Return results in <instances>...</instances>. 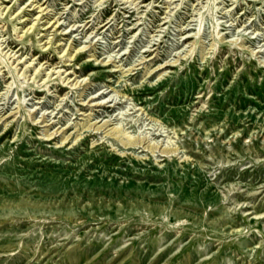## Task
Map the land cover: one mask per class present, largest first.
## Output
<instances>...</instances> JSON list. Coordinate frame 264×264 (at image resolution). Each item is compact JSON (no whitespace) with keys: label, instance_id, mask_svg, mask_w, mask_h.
Wrapping results in <instances>:
<instances>
[{"label":"rangeland","instance_id":"obj_1","mask_svg":"<svg viewBox=\"0 0 264 264\" xmlns=\"http://www.w3.org/2000/svg\"><path fill=\"white\" fill-rule=\"evenodd\" d=\"M130 3L0 0V264H264V0Z\"/></svg>","mask_w":264,"mask_h":264},{"label":"bare ground","instance_id":"obj_2","mask_svg":"<svg viewBox=\"0 0 264 264\" xmlns=\"http://www.w3.org/2000/svg\"><path fill=\"white\" fill-rule=\"evenodd\" d=\"M11 1V0H10ZM127 1V0H126ZM131 3L130 4H132L133 2H135V0H129ZM143 1V0H142ZM134 4V3H133ZM38 5V4H37ZM138 5V4H137ZM6 6V5H5ZM39 7V6H38ZM44 9H42L40 12H42ZM14 11V10H13ZM35 11V10H34ZM44 17V16H43ZM27 19V18H26ZM34 22V21H33ZM51 22V21H50ZM58 22V21H57ZM29 23V22H28ZM54 24V23H53ZM108 23H104V24H102L101 25V27H105L106 25H107ZM26 26V25H25ZM35 26H36V23L34 22V23H32L31 25H29L25 30H24V32H25V34H27L28 33V31L29 30H31V31H33L34 29H35ZM50 26H52V24L50 25ZM22 27V26H21ZM17 34H18V32H17ZM17 34H16V36H17ZM21 36V35H20ZM18 37V36H17ZM49 43V42H48ZM8 47V46H7ZM57 50V49H56ZM58 53V52H57ZM16 54V53H15ZM10 55V54H9ZM16 58V57H15ZM20 61V60H19ZM14 62V61H13ZM75 83V82H74ZM55 87V86H54ZM116 131V130H115ZM110 132V131H109ZM108 133V132H107ZM110 134V133H109ZM118 134V133H117ZM131 139V138H130ZM65 140V139H64ZM130 141V140H129ZM132 142V141H131ZM167 152V151H166Z\"/></svg>","mask_w":264,"mask_h":264}]
</instances>
